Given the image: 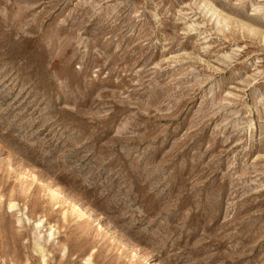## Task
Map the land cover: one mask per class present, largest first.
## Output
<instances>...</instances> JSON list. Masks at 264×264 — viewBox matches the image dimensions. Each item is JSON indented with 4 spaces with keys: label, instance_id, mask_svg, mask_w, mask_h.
<instances>
[{
    "label": "rangeland",
    "instance_id": "rangeland-1",
    "mask_svg": "<svg viewBox=\"0 0 264 264\" xmlns=\"http://www.w3.org/2000/svg\"><path fill=\"white\" fill-rule=\"evenodd\" d=\"M0 264H264V0H0Z\"/></svg>",
    "mask_w": 264,
    "mask_h": 264
}]
</instances>
